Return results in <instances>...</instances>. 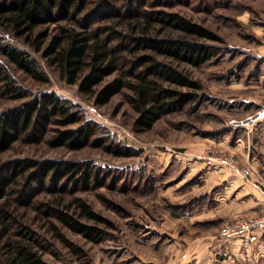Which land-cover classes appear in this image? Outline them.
Returning a JSON list of instances; mask_svg holds the SVG:
<instances>
[{"label": "rangeland", "instance_id": "rangeland-1", "mask_svg": "<svg viewBox=\"0 0 264 264\" xmlns=\"http://www.w3.org/2000/svg\"><path fill=\"white\" fill-rule=\"evenodd\" d=\"M260 1L175 0L165 7L200 22L217 38L206 40L212 55L205 61L198 65L178 63L199 81V87L193 89L195 96L142 130L133 128L135 112L122 91L114 92L103 103H95L92 95L77 89V81H66L40 55L49 34L56 30L55 23L35 27H46L48 31L37 49L0 27L3 38L24 47L47 75L45 81L34 79L0 54L12 82L31 91L55 90L75 102L85 118L96 122L94 133L82 145L54 144L47 140L53 132L49 129L38 141H12L0 151V162L22 156L83 159L108 174L102 175L101 184L74 191L108 220L83 219L101 228L95 239L60 226L66 240L61 241L35 210L25 209L23 216L43 237L44 260L51 264H264V256L256 263H247L240 257L232 259L229 247H236L237 242L230 241L224 254L219 245L211 244L222 221L253 210L241 208L231 215L206 209L212 187L207 186L204 171L218 164L206 163L202 156L206 146L236 153L234 144L239 137L245 149L248 146L249 154L257 156L256 160L253 158L254 167L245 165L264 184V122L259 121L262 117L244 126L228 122L229 118L243 117L264 105V7ZM113 75L114 72L105 75L101 82ZM2 89L0 86V109L23 99ZM55 194L39 191L34 198ZM233 208L236 207L228 209ZM224 236L241 238L243 243L245 234ZM226 254L231 255L221 259Z\"/></svg>", "mask_w": 264, "mask_h": 264}, {"label": "trees", "instance_id": "trees-1", "mask_svg": "<svg viewBox=\"0 0 264 264\" xmlns=\"http://www.w3.org/2000/svg\"><path fill=\"white\" fill-rule=\"evenodd\" d=\"M174 2L0 0V27L37 49L48 31L35 27L55 23L40 55L66 81H77V89L92 95L95 103L122 91L135 112L133 128L142 130L195 96L199 81L178 63L205 61L212 55L206 40L217 38L200 22L165 8ZM0 54L34 79H47L33 55L1 34ZM0 86L12 97H23L0 109V151L16 139L41 140L49 129L48 141L70 147L86 143L95 131L96 122L85 118L75 102L52 89L31 91L12 82L1 61ZM102 175L108 174L83 159L22 156L1 161L0 264H51L41 256L43 237L23 216L26 208L35 210L61 241L66 240L60 226L89 239L99 237L101 228L83 219L108 220L74 191L101 184ZM39 191L56 194L34 198Z\"/></svg>", "mask_w": 264, "mask_h": 264}, {"label": "crops", "instance_id": "crops-1", "mask_svg": "<svg viewBox=\"0 0 264 264\" xmlns=\"http://www.w3.org/2000/svg\"><path fill=\"white\" fill-rule=\"evenodd\" d=\"M260 3L262 7H264V0L260 1ZM260 106L264 109V105ZM259 121L264 122V117L260 118ZM235 140H237V142L234 146L238 149L236 153L240 158V161L244 164H248L251 168L254 167L253 160H256L257 156L253 153L249 154L248 146H246L245 149L244 144L239 137H236ZM261 157L264 160V154H261ZM204 172H206V182L208 181L207 186L212 187V194L207 195L208 203L206 207V209L211 210L210 213L225 211L226 214L235 215L239 213L237 211L241 210V208L243 210H257L264 208V184L262 180L255 176L251 169L249 174L246 176L242 175L238 171L231 170L227 166L218 164V166L214 168L205 169ZM231 206L236 208L229 210L228 208ZM225 207H227V210H225ZM256 235V238L253 240H247V236L245 235L242 243L241 238L229 236L225 237L221 235L218 236V234L215 233L213 239L211 240V244L217 246L219 245L224 254V252L228 250V245H231L230 241H233L232 243L237 242L236 247L234 244L229 247V250H231V252L233 251L234 256H231L232 259L235 257L238 260V257H240L247 263H256L257 261L262 260L264 256V233H257ZM230 255L231 254H226V256H222L221 259L224 260L227 256L230 257Z\"/></svg>", "mask_w": 264, "mask_h": 264}, {"label": "built area", "instance_id": "built-area-1", "mask_svg": "<svg viewBox=\"0 0 264 264\" xmlns=\"http://www.w3.org/2000/svg\"><path fill=\"white\" fill-rule=\"evenodd\" d=\"M264 116L263 107H259L253 113L240 118H229L228 122L233 126H244L255 119ZM255 117V118H254ZM203 158L206 163L220 164L242 175L249 173L247 165L243 164L232 150L218 151L213 146H206ZM264 233V208L236 215L232 220H224L218 227L217 234L224 236L232 233H244L249 239L255 238L256 233Z\"/></svg>", "mask_w": 264, "mask_h": 264}]
</instances>
